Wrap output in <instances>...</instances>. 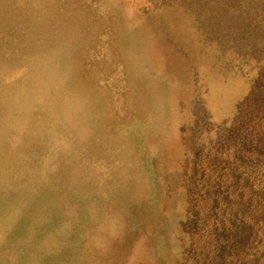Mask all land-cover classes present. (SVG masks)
<instances>
[{"label":"rangeland","instance_id":"obj_1","mask_svg":"<svg viewBox=\"0 0 264 264\" xmlns=\"http://www.w3.org/2000/svg\"><path fill=\"white\" fill-rule=\"evenodd\" d=\"M21 3L0 0V264H264V0Z\"/></svg>","mask_w":264,"mask_h":264},{"label":"bare ground","instance_id":"obj_2","mask_svg":"<svg viewBox=\"0 0 264 264\" xmlns=\"http://www.w3.org/2000/svg\"><path fill=\"white\" fill-rule=\"evenodd\" d=\"M23 1V3H21V6H20V8H18V12H20V14H23V13H27V11H28V9L30 8L29 6H30V4H29V0H22ZM86 12V11H85ZM22 22H24V20L25 19H20ZM82 20L83 21H79L78 23H79V25H83L84 23H85V19H84V17L82 18ZM16 21L17 20H12L11 21V24H14L15 25V23H16ZM33 26H36V23L34 22V25ZM86 27V25L85 26H82V30H81V33H86L85 31L87 30V27ZM84 28V29H83ZM85 30V31H84ZM77 35H74L73 36V39H75V42H80V41H83V37L80 35V33H76ZM130 40V39H129ZM130 48V47H129ZM138 84H139V82H137ZM152 86V84L151 85H146L145 83L144 84H142V86H141V88H142V90L145 92V91H147L145 94L146 95H150V96H154V92H156L157 91V89L155 88L154 89V92H153V89L152 90H148V88L149 87H151ZM137 87V86H136ZM85 90H88V92L89 91H91V88L90 87H88V86H85ZM76 96H80L79 94H76ZM75 96V97H76ZM148 97V96H147ZM91 115L93 116L94 115V113L93 112H91ZM54 119H55V117H54ZM79 169H82V166H80V165H78V163L76 164L74 161H73V170H75V171H73V173H72V175H73V179H72V183L74 182V185L75 186H77V185H80V184H86L87 183V175L86 174H82L81 172H82V170H79ZM85 189V188H84Z\"/></svg>","mask_w":264,"mask_h":264}]
</instances>
